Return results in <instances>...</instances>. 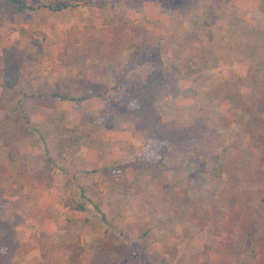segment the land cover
Returning <instances> with one entry per match:
<instances>
[{
	"label": "rangeland",
	"instance_id": "rangeland-1",
	"mask_svg": "<svg viewBox=\"0 0 264 264\" xmlns=\"http://www.w3.org/2000/svg\"><path fill=\"white\" fill-rule=\"evenodd\" d=\"M27 1L28 4L34 2ZM129 1L137 6L153 3L148 9L151 8L155 18L151 36L141 35L146 31V21H140L137 25L139 36H133L134 40L127 45V52H123L125 68L122 69V76L132 71L134 65L148 62L153 68L149 66L145 70V73H149L144 82L154 71H158L167 81L160 91V98L152 104L161 113L164 122L153 126L155 128L146 129H140L142 119L130 112L144 101L136 91L133 93L135 87L138 92L141 91L144 82L137 85H128L127 82L122 84L127 92L125 94L130 96L122 101L125 109L137 119L138 130L146 131L149 136L143 158L131 159L129 165L139 170L146 167L157 170L162 168L165 174L163 181H169L170 187L167 189L173 190L170 191L171 194L167 190L163 196H149L146 189L142 190L139 198L141 202H145V220H139L136 228H122L121 220L115 223L104 216L101 219L104 224L90 223L88 229H71L70 232L77 231L81 234L76 247L81 245L82 235L86 231L92 239L95 238V243L91 242L89 245L93 247L89 252L90 258L73 262L105 264L109 258L108 264H119L127 258L124 264H264V224L260 223L264 219V207L259 211L243 212L244 219L228 213L235 220L240 218L242 224L235 230L234 239H229L233 242L232 245L228 244L226 252L224 246L220 252L215 251L214 247L209 252L210 247L206 246L202 257L195 253L191 255L192 258H188V254L184 256L183 251H180L183 246L192 248L195 231L201 239L210 233L216 234L215 226L199 229L191 227L199 221L202 224L204 217L208 219L209 208L203 211L202 205L210 203L209 200L221 206L223 202L231 203L230 200L235 196L232 193L234 190L242 195L246 189H250L251 198L260 199L264 205V66H259L264 61V0ZM51 5L56 6V3ZM7 11L22 13L14 11L7 0H0V13ZM33 12L34 10L27 9L23 13L29 16ZM100 16L101 13L97 15ZM31 20L27 19L29 22ZM3 22L5 21L0 20V29L9 28V32L11 29L17 30L14 21L8 20L9 26ZM119 22L122 23V28L126 26L131 32L134 29L133 21L130 23L125 16L119 17ZM26 32L28 42L36 45L35 47L43 43V38L40 37L42 35L37 29L31 28ZM136 39L143 42V51L139 53L134 52ZM146 41H149L147 45ZM39 52H22L25 55H19L17 59L16 52H11L10 55L22 64L42 62V58L37 56ZM7 67L8 64L4 70ZM172 110H180L183 113L180 116L186 117L176 116ZM163 132L174 137L178 135L179 143L173 144V139L161 141L157 135ZM176 145H184V155L173 152ZM4 147L0 143V153ZM3 163L5 162L1 157L0 201L4 199L7 208L9 199H14L13 202L18 200L11 193L17 186L14 179L2 180L6 171H3ZM36 182L39 185L47 183L38 179ZM172 183L174 184L171 185ZM194 189L200 190V193L196 190L193 192ZM62 191L74 193L72 188ZM166 198L170 205H167ZM242 198L235 196L238 201L243 200ZM68 199L74 201L71 196H67L66 201ZM76 203H81L80 199L75 204H67L73 206ZM157 203L164 205L156 207ZM13 211L10 214L6 213V209L0 212V220L11 224L15 241H12L14 244H10L9 248L13 255L4 264H51L47 259L39 257L25 261L13 259L17 254L22 255L23 251H48L50 238L49 233L40 228L42 222L37 220L36 226H31L32 223L21 226L25 224V220L21 221L16 216L17 208L14 207ZM97 211L96 215H101V211ZM155 211L158 212L156 217L159 216L163 223L148 218ZM227 224L229 225L228 222ZM230 224H234L231 219ZM68 231L69 229H63V232ZM212 237L210 235L211 241ZM106 238L116 243L112 252H102L101 248L98 250L104 246ZM34 239L35 242L32 243ZM72 246L70 244L71 248Z\"/></svg>",
	"mask_w": 264,
	"mask_h": 264
},
{
	"label": "crops",
	"instance_id": "crops-1",
	"mask_svg": "<svg viewBox=\"0 0 264 264\" xmlns=\"http://www.w3.org/2000/svg\"><path fill=\"white\" fill-rule=\"evenodd\" d=\"M51 3H56V6ZM30 4L34 5L31 9L34 10L33 15L13 11L0 13V20L5 21L3 24L9 26L8 20H12L17 25L15 31L0 29V125L5 121L6 113H19V104H22L30 109V123L35 134L15 141L18 150L14 159L5 147L1 149L0 158L4 159L5 163L1 165L3 171L6 170L2 180L16 181L17 189L11 193L19 200L13 202L14 199H9L6 213H14L13 208H17L16 216L21 221L25 220L21 226L31 223V226H36V222H42L40 228L48 232L50 238L48 251H23L22 255L17 254L13 259L25 261L39 257L51 264H72L73 260L90 258L89 252L93 247L89 245L95 243V238L92 239L86 231L82 235L81 245L76 247L80 233L70 232L71 229H88L90 223L104 224L101 221L104 216L115 223L121 220L122 228H136L139 220H145V202L139 198L142 190L146 189L149 196H163L170 187L169 181H163L165 174L162 168L139 170L129 165L131 159L143 158L149 136L146 131L138 130L137 119L122 102L130 97L125 94L127 92L122 84L144 82L149 73H145V70L149 66L153 68L148 62L137 64L122 76V69L125 68L123 52H127V45L134 40L133 36H139L137 25L140 21H146V31L141 35L153 34L155 16L151 8L148 9L153 3L137 6L129 0H34ZM100 13L101 16L97 17ZM121 16H125L130 23L133 21L132 32L126 26L122 28L119 22ZM27 19L32 20L29 22ZM31 28L37 29L42 36L37 34L43 38V43L37 47L26 38V31ZM122 36L126 38L121 39ZM142 43L135 40V53L143 51ZM34 50L40 51L37 56L42 58V62L22 64L10 55L16 52L17 59L19 55H25L22 52L33 54ZM259 66H264V61ZM9 70L11 72L8 73ZM10 75L18 80L14 89L6 85L12 77ZM55 93L68 95V98ZM172 113L186 117L180 116L183 114L180 110H172ZM183 146H173V152L184 155ZM49 156L53 159V184L40 189L36 181L40 180L41 175H36L35 171L43 166L45 157ZM67 188L74 189V193L62 191ZM195 190L200 193L197 189L193 192ZM246 190L242 195L234 190L232 193L243 197V200L238 201L239 198L235 199L234 196L231 203H222L223 209L211 200L202 205L203 211L209 208L208 221L204 217L202 224L199 221L191 227L215 226L217 232L201 239L195 231L192 248L183 246L180 250L184 256L188 254V258H192L191 255L197 253L202 257L206 246L210 247L209 252L213 247L220 252L224 246L226 252L233 242L229 239H234L235 230L242 224V213L259 211L264 207L260 199L251 198L250 189ZM67 196L74 199V204L79 199L81 203L70 206L66 201ZM166 201L170 205L168 198ZM161 205L157 203L155 206ZM96 208L101 215H96ZM157 213L155 211L148 218L163 223L159 216L156 217ZM228 213L240 218L235 220ZM228 218L234 224H230ZM260 223L264 224V219ZM63 229L69 231L63 232ZM210 235H213V243ZM31 242H35V239ZM115 244V241L106 238L104 246L98 250L101 248L102 252H112Z\"/></svg>",
	"mask_w": 264,
	"mask_h": 264
},
{
	"label": "trees",
	"instance_id": "trees-1",
	"mask_svg": "<svg viewBox=\"0 0 264 264\" xmlns=\"http://www.w3.org/2000/svg\"><path fill=\"white\" fill-rule=\"evenodd\" d=\"M11 5L12 9L17 12H24L27 9H33L34 5L28 4L27 0H7ZM17 77H11L7 80L6 85L10 86L11 88H15L17 85ZM167 83L166 79H163L159 74L158 71H154L147 77V80L142 85V90L138 92V88L135 87L133 89L136 91L138 95H141L142 98L140 102V106L136 107L135 109L131 110V114L134 116H139L142 119V126L140 129H146L149 127H153L155 125H160L163 123V117L160 112L155 110L152 106L153 101L160 98V91L162 87ZM131 90V89H129ZM55 95L63 98H68V95H59L55 93ZM154 98V99H152ZM21 107L20 112L17 114H13L12 112L6 113L5 121L0 126V140L4 144V146L10 150L11 157H14L17 154V144L15 141L22 137H32L34 135V128L30 123V109L22 104H19ZM155 128V127H153ZM157 137L162 141L163 139H173L175 143L178 144L179 139L177 137L172 136L168 132H163V134H158ZM157 138V139H158ZM53 159L49 157H45V161L42 167H40L37 171H35L36 175L40 176V180L42 182H46L44 185H39L40 189L48 188L53 184L52 166ZM35 175V174H34ZM50 175V176H49ZM73 203L70 199L67 200L69 204ZM6 202L4 199L0 201V212L2 213L6 209ZM0 220V264H4V262L13 255V252L9 250L10 244H14L13 234H12V226L8 222ZM15 242V241H14ZM44 248V247H43ZM109 258L106 259V263L108 264ZM110 260V259H109ZM128 259L125 258L121 260L119 264H124V261Z\"/></svg>",
	"mask_w": 264,
	"mask_h": 264
}]
</instances>
